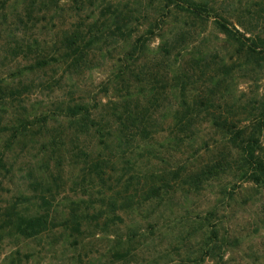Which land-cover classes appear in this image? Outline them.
Returning a JSON list of instances; mask_svg holds the SVG:
<instances>
[{
  "label": "rangeland",
  "instance_id": "374dc122",
  "mask_svg": "<svg viewBox=\"0 0 264 264\" xmlns=\"http://www.w3.org/2000/svg\"><path fill=\"white\" fill-rule=\"evenodd\" d=\"M187 1L0 0V264H264V0Z\"/></svg>",
  "mask_w": 264,
  "mask_h": 264
},
{
  "label": "trees",
  "instance_id": "16d2710c",
  "mask_svg": "<svg viewBox=\"0 0 264 264\" xmlns=\"http://www.w3.org/2000/svg\"><path fill=\"white\" fill-rule=\"evenodd\" d=\"M162 1L165 2V5L168 4L169 6L173 4V6H175L177 9L179 7V10L185 13H190L191 15H194L196 17H198V14H196V12L202 10L201 6L192 4L187 0ZM178 1H182V3L187 4L188 7L184 8V6H178ZM195 9H197L198 11ZM215 28L220 34L224 35L227 40L236 44L240 49L245 47V51L247 53L245 54L249 59H252L253 62H258L259 60L264 61V40L245 38V36L240 35L237 30L229 28L225 23L220 21L215 22ZM242 40L246 41L248 45ZM73 110L76 114L85 116L86 114H88L87 108H85L84 106H76L73 108ZM263 116L264 115H262V117ZM212 119L214 124L218 126L221 125V127H219L222 130H224L225 132L227 131L228 134H231L229 140L241 154L242 162L245 166L244 173L247 175L249 181L264 189V158L260 154V135L262 133V128H264V121L261 119L256 124H254L253 122V124L250 126L249 132L245 133L243 128L237 129L236 132L230 131L229 128L225 127L227 124L226 122L221 121L220 119ZM228 125H230V123ZM230 127L234 128L232 124L230 125ZM21 221L24 226H18L16 229L17 231H20L21 235L25 236L37 233V231L39 230L38 228L42 229L47 226V218L42 216L38 218H28Z\"/></svg>",
  "mask_w": 264,
  "mask_h": 264
}]
</instances>
